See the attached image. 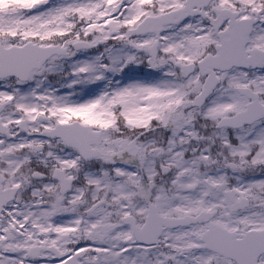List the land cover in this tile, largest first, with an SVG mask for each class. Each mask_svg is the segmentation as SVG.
<instances>
[{
  "label": "snow or ice",
  "instance_id": "snow-or-ice-1",
  "mask_svg": "<svg viewBox=\"0 0 264 264\" xmlns=\"http://www.w3.org/2000/svg\"><path fill=\"white\" fill-rule=\"evenodd\" d=\"M0 264H264V0H0Z\"/></svg>",
  "mask_w": 264,
  "mask_h": 264
}]
</instances>
